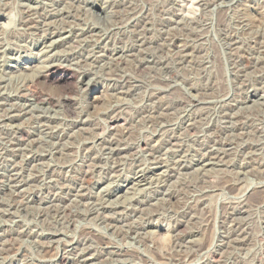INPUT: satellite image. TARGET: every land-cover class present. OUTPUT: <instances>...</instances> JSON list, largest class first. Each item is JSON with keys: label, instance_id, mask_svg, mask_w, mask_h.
<instances>
[{"label": "rangeland", "instance_id": "rangeland-1", "mask_svg": "<svg viewBox=\"0 0 264 264\" xmlns=\"http://www.w3.org/2000/svg\"><path fill=\"white\" fill-rule=\"evenodd\" d=\"M0 264H264V0H0Z\"/></svg>", "mask_w": 264, "mask_h": 264}, {"label": "bare ground", "instance_id": "bare-ground-1", "mask_svg": "<svg viewBox=\"0 0 264 264\" xmlns=\"http://www.w3.org/2000/svg\"><path fill=\"white\" fill-rule=\"evenodd\" d=\"M10 21H11V19H9V22ZM39 78L40 79H42V78H46V79L52 78L53 80L54 79H57L58 81L61 80V81H66L67 82L71 78V73L68 72V71H66L65 69H63L61 67H58V66H50L48 68L47 72L45 74L43 73ZM53 80H52V82H53ZM70 100L69 99H66L65 102L66 103H69Z\"/></svg>", "mask_w": 264, "mask_h": 264}]
</instances>
